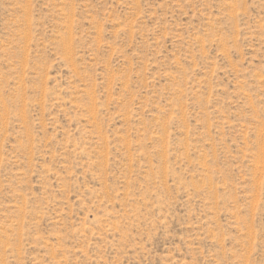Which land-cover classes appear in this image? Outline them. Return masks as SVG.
Masks as SVG:
<instances>
[{
    "label": "rangeland",
    "instance_id": "rangeland-1",
    "mask_svg": "<svg viewBox=\"0 0 264 264\" xmlns=\"http://www.w3.org/2000/svg\"><path fill=\"white\" fill-rule=\"evenodd\" d=\"M0 264H264V0H0Z\"/></svg>",
    "mask_w": 264,
    "mask_h": 264
}]
</instances>
